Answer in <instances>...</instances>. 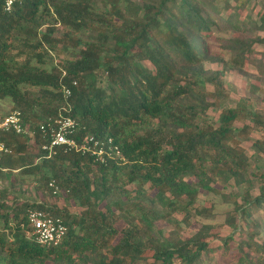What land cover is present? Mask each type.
<instances>
[{
    "label": "trees",
    "instance_id": "16d2710c",
    "mask_svg": "<svg viewBox=\"0 0 264 264\" xmlns=\"http://www.w3.org/2000/svg\"><path fill=\"white\" fill-rule=\"evenodd\" d=\"M255 1L259 20L238 13L251 0H22L11 12L0 0V104L10 101L34 133L0 130V142L12 150L0 153V179L10 181L0 189V264L207 263L205 256L216 249L210 241L215 226L203 223L183 238L174 214L184 213L187 226L193 214L212 217L213 205H195L199 193L216 191L217 180L243 184L250 172L234 124L246 118L254 129L264 128V106L230 107L215 125L204 111L214 105L208 97H228L223 71L207 77L202 71L209 38L228 30L245 33L215 36L233 53L230 65L264 67V53L255 58V47L264 45V0ZM255 30L263 35H252ZM63 53L74 57L57 60ZM65 87L71 90L68 111ZM60 113L78 121L79 142L90 135L111 139L123 158L105 155L101 162L64 147L47 157L41 125ZM256 176L259 193L245 191L227 220L235 231L239 221L245 226L241 252L234 248L236 238L227 237L216 264H264V241H258L264 232V173ZM51 180L81 214L7 200L12 188L28 183L57 197ZM128 184L136 185L135 196ZM30 208L65 220L68 233L60 246L46 248L27 235ZM161 220L177 227L158 235L154 226Z\"/></svg>",
    "mask_w": 264,
    "mask_h": 264
},
{
    "label": "rangeland",
    "instance_id": "374dc122",
    "mask_svg": "<svg viewBox=\"0 0 264 264\" xmlns=\"http://www.w3.org/2000/svg\"><path fill=\"white\" fill-rule=\"evenodd\" d=\"M136 2L142 3V0H135ZM261 6L255 1L247 5L246 8L238 10L240 16L246 20L257 19L259 20V10ZM228 13H223V16H227ZM64 30L59 27L56 34L61 36ZM245 35V33L235 32L232 30L216 32L215 36L219 37H237ZM261 34V31L255 30L252 35ZM213 36L209 38L210 48L208 59L204 63L202 75L204 77L210 76L214 72L223 71L221 80L224 82L225 92L228 94L226 99L216 100L214 97H208L210 102H214V105L204 111V114L213 118L215 125L218 124V117L221 112L230 107H237L239 105H245L248 110L254 111L256 105L259 104L264 106V67L260 65L247 62L242 68H233L229 60L233 53L225 51L220 42ZM264 53V45H257L255 47V58L260 60ZM74 57L73 54H60L57 60ZM148 65V64H147ZM207 92L213 93L214 86L211 83L206 84ZM10 101H5L0 104V123L2 120L11 112L15 111ZM236 140L240 143L246 154L249 157L251 164L250 172L247 174L246 182L243 184H236L234 181L222 182L217 180L214 184L216 191L206 192L202 191L198 195L196 206H214L215 214L209 218L196 217L194 214L190 218V227L185 223V214L178 212L174 214V218L182 225V228L178 230V235L183 238H190L194 235L201 227L203 223L212 224L215 228L212 233L216 236L213 237L211 245L216 248L209 252V255L205 256L207 260L206 264H216L220 258L217 248L222 246L223 239L233 236L237 240L233 245L235 250L241 252V243L245 238V226L239 221L238 225L241 228L235 231L232 226L227 222L229 216L234 214L236 203L242 201V195L245 191L250 192L253 196L259 193V178L256 176V172L264 173V128L254 129L251 122L246 118H241L234 124ZM104 155L100 156L101 158ZM117 158V156H115ZM10 181L6 179H0V189L9 187ZM126 189L131 192L132 196H135L137 187L134 184L126 185ZM146 189L149 191L148 185ZM42 191V190H41ZM9 203L14 201L23 203L26 200L32 202L45 201L48 205L56 207L58 210H67L72 214H81L82 208L78 206L73 200L69 199L67 194H59L57 197H49L48 194L43 190L38 192L35 188L34 183H28L23 187L12 188L9 198ZM256 218L258 215H253ZM118 227L122 228L124 222L117 224ZM177 226L166 221H158L155 223L154 231L156 234H168L171 233ZM242 234H241V233ZM259 242L264 241V232L261 237H258ZM242 254V253H240ZM235 258V257H232ZM231 258V259H232ZM237 258V257H236ZM264 258V254L262 255ZM238 259V258H237ZM233 260V259H232ZM140 264H145L141 262Z\"/></svg>",
    "mask_w": 264,
    "mask_h": 264
},
{
    "label": "built area",
    "instance_id": "2783aa9c",
    "mask_svg": "<svg viewBox=\"0 0 264 264\" xmlns=\"http://www.w3.org/2000/svg\"><path fill=\"white\" fill-rule=\"evenodd\" d=\"M4 10L11 12L16 2L22 0H3ZM65 107L68 111L71 107L69 98L71 90L64 88ZM79 123L70 115L60 113L58 117L50 119L47 123L41 125L43 137L47 139L42 145V149L47 151V157L56 154L58 148L64 147L65 150H76L83 154L96 155V159L101 162H106V156L110 159L123 158L121 151L117 145L112 143L110 139L108 143L99 140L94 135L86 137L79 142L76 138ZM0 130L14 131L17 134H29L33 136V132H28L22 124L21 112L15 110L8 114L0 123ZM11 153L12 150L3 142H0V153ZM104 155L102 158L100 156ZM117 156V158H115ZM49 187L52 189L53 195L59 194V186L55 180L49 182ZM38 204H48L45 201H38ZM27 235L37 242L39 245L52 248L60 246L68 233V226L65 220L53 214L48 209L30 208L27 211Z\"/></svg>",
    "mask_w": 264,
    "mask_h": 264
}]
</instances>
